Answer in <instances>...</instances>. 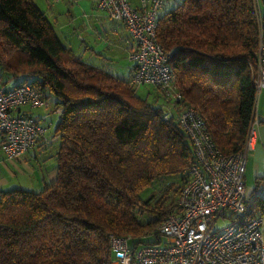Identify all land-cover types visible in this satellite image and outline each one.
I'll return each mask as SVG.
<instances>
[{"label": "trees", "instance_id": "1", "mask_svg": "<svg viewBox=\"0 0 264 264\" xmlns=\"http://www.w3.org/2000/svg\"><path fill=\"white\" fill-rule=\"evenodd\" d=\"M157 36L181 93L167 118L160 93L149 99L130 78L77 57L32 0H0V77L35 85L62 109L56 179L0 189V264H112L111 234L158 243L195 162L185 107L224 154L244 148L264 0H179L159 16ZM252 213L264 216L263 198L253 197Z\"/></svg>", "mask_w": 264, "mask_h": 264}, {"label": "built area", "instance_id": "2", "mask_svg": "<svg viewBox=\"0 0 264 264\" xmlns=\"http://www.w3.org/2000/svg\"><path fill=\"white\" fill-rule=\"evenodd\" d=\"M106 15L123 23L133 43L131 82L161 89L172 97V107L181 98L174 86L171 53L157 36L158 10L167 0H93ZM0 79V147L8 159L21 158L41 140L44 145L59 136H46L47 127L22 106L47 107L49 98L26 82L10 85ZM254 120L241 151L224 154L194 107H185L179 121L192 140L195 162L183 173L185 183L175 211L159 226L158 243H135L131 236L110 235L115 255L112 264H264L263 215L252 213L253 197L244 182L247 156L254 148L258 105L264 89V41L259 48L255 79ZM139 92V91H138ZM61 107L54 112L61 114ZM170 112L166 111V118ZM227 222L216 228L217 221Z\"/></svg>", "mask_w": 264, "mask_h": 264}, {"label": "rangeland", "instance_id": "3", "mask_svg": "<svg viewBox=\"0 0 264 264\" xmlns=\"http://www.w3.org/2000/svg\"><path fill=\"white\" fill-rule=\"evenodd\" d=\"M42 11L45 12L48 20L51 22L52 26L54 27L55 31L59 35L60 39L62 40L63 43H65L67 46L68 44H72L73 49L75 50V54L77 57L82 59L85 62H89L93 65H98L100 67H103L115 75L121 77V78H129L130 77V69L131 66L133 65V62L129 58L130 54V47L131 44L133 43L131 35L127 36L126 33L121 32L119 37L118 35L113 37L111 36L112 40L115 42L113 45V52H116L117 57L110 61L106 60L105 58H96L97 55L90 50L85 49V43L83 44L82 38H85L87 41L89 39L88 35L79 29L80 32H82V35H78L77 33H73L75 36H72V30L74 28H77L79 24L85 19V17L89 15H94L98 14V12L101 13L102 18L105 19V24L107 27H110V25H114L116 21L111 20L106 13L97 8L95 2L92 0V6L87 9V13L85 12V16L80 17L79 19H76V21L71 20V16L69 11H72V8L70 5H73L72 0H32ZM179 0H167L164 7L158 10V15H164L166 12L169 10L173 9ZM77 13H74V16H77ZM84 15V13H83ZM81 16V15H80ZM70 22V25H69ZM83 23V22H82ZM117 23V22H116ZM118 24V23H117ZM119 24H122L119 22ZM69 25V26H67ZM102 25H100L99 31L96 33V38L92 39V43L94 41H98V34H101V36H105L107 34L106 30H104ZM122 29V28H121ZM109 30V29H107ZM122 31V30H121ZM110 36V35H109ZM119 37V38H117ZM95 41V42H96ZM89 42V41H88ZM91 56H96L92 57ZM110 63V64H109ZM0 79H4L3 77H0ZM175 86V85H174ZM176 87V86H175ZM156 89L157 93L161 94L163 99H164V104L166 105V110L167 111H172L174 107L172 108V102H174L173 98L168 96L165 92H163L161 89H158L157 87L153 86H143L138 89L139 94L141 95H146V91L149 89ZM178 90V89H177ZM161 91V92H159ZM161 97V98H162ZM51 100L54 102V96L51 95ZM260 100V99H259ZM261 106V113H264V96L261 97V101L259 102ZM55 106L54 103L51 105V109L54 110ZM37 111H45V109H35L34 112ZM51 117H47L43 122H45V125L47 126V137H52V134H54L55 127L57 125V122L59 120V114L52 111ZM59 144V138H55L52 143L47 144L45 149H41L39 151L38 148H34L32 152L36 151L37 153V159H35L34 164H36L34 170L35 172H32L30 175H25L24 173L19 171V168L16 167L13 161L15 160H7L8 158L5 157V155L0 152V188H12L13 186H20L25 185L29 186V188H35V190H40L42 189L46 184H48L50 181V174L51 172L55 169L57 165L56 161V148L58 147ZM35 153V152H34ZM170 178H167L154 186H152L151 189L148 190L149 193L151 192H158L159 188H161L162 184H165L166 182L169 181ZM178 180V179H177ZM147 189L142 192L144 195ZM227 220L223 217H221L217 221L216 228L223 226ZM154 237L150 239V241H153ZM144 240L143 242H145Z\"/></svg>", "mask_w": 264, "mask_h": 264}, {"label": "crops", "instance_id": "4", "mask_svg": "<svg viewBox=\"0 0 264 264\" xmlns=\"http://www.w3.org/2000/svg\"><path fill=\"white\" fill-rule=\"evenodd\" d=\"M72 1H73V3L76 2L73 5H70V7L72 8V11H69L70 16H71L70 18L73 21H76V19H79L80 17L85 16L86 15L85 12L87 13V11H88L87 9H89V7L92 6V0H72ZM77 12H78V15L74 16V13H77ZM83 13H84V15H83ZM82 22L79 24V26L77 28L71 29L72 30V36H75L73 34L74 32L77 33L78 35L79 34L82 35L83 33L79 31V29L81 28V30H83L86 33V35H88V37H89V39H88L89 42L85 38H82L83 44L85 43V49L90 50L91 52H93L97 55V57L91 56V58L92 57H96L98 59L99 58H105L106 60L110 61V63H111L112 60H114L117 57V54H115L116 52H113L112 47H113L115 42L111 39L112 38L111 36L113 35V37L114 36L116 37L118 35L119 37H121L120 34L123 31H124L123 33H126L127 36H130L129 31L126 28V26L123 23L119 24V21H116L118 24L115 22L114 25H112V26L110 25V27H107L106 24L104 23L105 19L102 18L100 12H98V14H94V15L88 14ZM69 25H70V22H69ZM69 25H67V26H69ZM100 25H102L103 28H105L104 30H106L107 34L105 36H101V34H98V41L95 40L96 42L94 41V43H92V39H94V38L97 39L96 33L99 31ZM107 29H109V30H107ZM119 37H117V38H119ZM68 46L75 52L72 44L69 43ZM132 69H133V65L131 66V69H130V74H129L130 76L132 74ZM10 85H14V80H12L10 82ZM156 94H157V90L152 88V89L147 90L146 95H143V96H147L149 99H153V98H155ZM263 96H264V89L261 92L259 102L261 101V97H263ZM49 102L50 103L47 107L32 108V107H29L28 105H24V106H22V110H25V111L29 112L30 114H32L33 116H35L36 118H38L40 123L42 125H44L45 127H47L45 125V122H43V120H45L48 116L51 117L50 113L52 111H54L51 109V105H53V103H54L51 100V98H49ZM160 102H161V100H160ZM162 103L164 104V102H162ZM163 106L166 107L165 104ZM40 108L45 109V111L34 112L35 109L37 110ZM260 110H261V106L259 103V105H258V117H259L260 123L256 126V130H255L254 148L252 149V151H250V153L247 156L244 182H245V185L247 188V193L249 196H251V197L258 196V197H261L264 199V113H261L262 110H261V112H260ZM172 111H174V109ZM172 111H170V112H172ZM50 138H54L53 134H52V137H50ZM46 146L47 145H44L43 140H41L35 147H33L29 151H27L21 158L15 159V161H13V162L16 165V167L19 168V171L24 173L25 175H30L32 172H35L34 168H35L36 164H34V162H35V159H37L36 158L37 153H36V151H34L35 153L32 152V150L34 148H38L37 151H39L41 149H45ZM0 152H2L4 154L1 147H0ZM5 157H6V155H5ZM7 160H11V159H7ZM56 161H57V159H56ZM56 167H57V165H56ZM56 167L50 174L49 179L51 182H53L56 179V176H57V168ZM51 182H49V183H51ZM15 187H22L25 189H35V188H29V186H25L22 184L20 186H13L12 188H15ZM0 189H2V188H0ZM4 189H7V188H4ZM42 189H40V190H42ZM263 238H264V217H263Z\"/></svg>", "mask_w": 264, "mask_h": 264}]
</instances>
